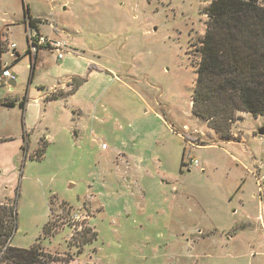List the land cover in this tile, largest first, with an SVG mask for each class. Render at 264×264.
Segmentation results:
<instances>
[{"label":"rangeland","instance_id":"rangeland-1","mask_svg":"<svg viewBox=\"0 0 264 264\" xmlns=\"http://www.w3.org/2000/svg\"><path fill=\"white\" fill-rule=\"evenodd\" d=\"M211 1L0 0V67L17 77L0 83V202L18 195L12 245L39 237V264H264V116L237 112V137L223 141L190 111ZM29 29L63 44L60 59L40 48L33 75ZM95 67L121 82L94 77L66 103L34 100L55 68ZM87 228L96 237L82 245Z\"/></svg>","mask_w":264,"mask_h":264},{"label":"trees","instance_id":"trees-1","mask_svg":"<svg viewBox=\"0 0 264 264\" xmlns=\"http://www.w3.org/2000/svg\"><path fill=\"white\" fill-rule=\"evenodd\" d=\"M204 14L207 20L199 40V61L190 111L193 116L206 121L207 126L222 139L228 140L231 139L232 124L240 119L236 116L237 112L264 116V6L259 5L257 0H212ZM26 16L29 26L36 27V20L24 10ZM26 52L30 53L29 49ZM36 54L31 55V68ZM18 59L17 55L15 61ZM85 81L86 76L74 78L68 93ZM66 94L60 93L59 96L65 97ZM25 101L23 96L18 103L20 109H24ZM2 105L12 107L14 103L3 102ZM22 138L26 145L28 137L25 131ZM45 149H35L37 159L42 157ZM183 155L184 150L180 166L183 165ZM17 197L0 202V264H39L45 256L38 246L39 237L29 248L10 245L17 230ZM48 223L42 226V237L53 233ZM88 231H91L90 228L86 229ZM95 237L96 232L91 231L81 244ZM81 249L80 245L78 252Z\"/></svg>","mask_w":264,"mask_h":264},{"label":"crops","instance_id":"crops-1","mask_svg":"<svg viewBox=\"0 0 264 264\" xmlns=\"http://www.w3.org/2000/svg\"><path fill=\"white\" fill-rule=\"evenodd\" d=\"M23 15H24V13H23ZM55 42H58L63 47V44L61 42H59V41H55ZM46 48H48V47H46ZM3 49H5V48H3ZM48 49H50V48H48ZM12 50L16 54V52H15V45H14V49H12ZM39 50H41V49H38V51H37L36 60H35V64L33 65V68H31V66H30V70H31L30 75H33V73H34L35 66H36V62H37V58H38ZM14 53H13V57L15 55ZM30 54L32 55L31 52H30ZM75 54L76 53L74 52L73 55H75ZM58 59H60V58H58ZM3 66H8L9 69L14 73V71L12 69L14 66L12 67L11 65L3 64L0 68H2ZM55 69H56V71H55L56 73L52 76V79H53L54 82L51 85H39L38 88L41 89L42 92H41V94H39L37 96V98L34 99L36 102H38L40 100H43L44 101V104L48 105L51 102H54V101H57V100H59V101L61 100L64 103H66L68 99H72L73 97H75V95L77 94V92H79V90L88 83L89 79L94 78V77H96L97 79H99V81L101 80V84H103L104 82H107V83L121 82V78H120V76L118 74V71L116 69H112V68H98V67H95V68H55ZM84 75L87 76V80L85 82H83L75 90H73V91H71V92L68 93V91H70V89L72 87V85H71L72 80L74 78H76V77H84ZM124 77H131V76H130L129 73H125L124 74ZM4 83H6V82H1L2 85ZM122 84H123V86L125 85V83H121V85ZM57 91H61L62 93L67 92V94L65 95V97H61V96H59V93L60 92H58V94H55L56 96L54 98L50 97L51 96L50 94L52 92H55L56 93ZM99 91H97V92H91L88 95V98H87L88 100L87 101H89L90 103L96 101L97 100V97L99 96V93H100ZM4 102H6V101H4ZM8 102H10V101H8ZM74 112L75 111L73 110V113ZM154 112H155L156 116L164 123V125H166L167 127H169L168 124L166 123V121L164 120V118L162 117V115L160 113H157L156 111H154ZM240 115L242 116V113L241 112H240ZM171 131H172V129H171ZM28 136L29 135L27 133V137ZM235 137H237V136H235V134L232 132V129H231V138L233 139ZM46 141H47V145H46V148H47V146L51 143V142H49L50 141L49 135H47V140ZM223 141H227V140L226 139H223ZM38 143L39 142H37V146H38ZM101 144H104V143H101ZM206 145H209V144H206ZM206 145H204V146H206ZM106 149H107V146H106L105 149H102V150H106ZM128 156L132 159V163L133 164H140V165H142L145 162L140 156L137 157V156L133 155L131 152L128 153ZM125 164L127 165L128 162H125ZM252 175H253V173H252ZM36 240H37V238L35 239V242H36ZM10 245H12V240L10 242ZM12 246H14V245H12Z\"/></svg>","mask_w":264,"mask_h":264},{"label":"built area","instance_id":"built-area-1","mask_svg":"<svg viewBox=\"0 0 264 264\" xmlns=\"http://www.w3.org/2000/svg\"><path fill=\"white\" fill-rule=\"evenodd\" d=\"M26 41H27L28 49L32 54L37 52L39 47H48L51 50H55L56 52H58L57 58H61L62 46L58 42L50 41L47 38L43 37L42 35L39 34L37 30L29 29L27 31ZM9 47L11 49H14L13 44H10ZM15 80H16V75L9 69L8 66H3L2 68H0V83L1 82L13 83L15 82ZM100 147L102 149H105L106 145L101 144ZM193 163L196 164L197 162L194 160Z\"/></svg>","mask_w":264,"mask_h":264},{"label":"water","instance_id":"water-1","mask_svg":"<svg viewBox=\"0 0 264 264\" xmlns=\"http://www.w3.org/2000/svg\"><path fill=\"white\" fill-rule=\"evenodd\" d=\"M259 135H262L264 134V127L258 129V132H257Z\"/></svg>","mask_w":264,"mask_h":264}]
</instances>
